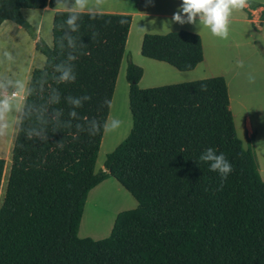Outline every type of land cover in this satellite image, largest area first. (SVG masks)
I'll return each instance as SVG.
<instances>
[{"label":"trees","instance_id":"trees-1","mask_svg":"<svg viewBox=\"0 0 264 264\" xmlns=\"http://www.w3.org/2000/svg\"><path fill=\"white\" fill-rule=\"evenodd\" d=\"M61 1L0 0V24L34 37L22 11ZM72 14L76 32L67 24ZM130 22L125 14L55 11L50 46L35 43L44 62L30 73L10 150L0 264H264V181L236 136L223 77L141 89L142 69L127 60L131 126L94 169ZM139 54L179 72L203 58L199 36L182 30L143 34ZM69 64L76 81L58 83L57 65ZM85 95L91 98L80 108L67 102ZM208 148L233 165L223 183L199 159ZM3 164L0 158V184ZM108 177L136 206L115 216L105 238H78L86 195Z\"/></svg>","mask_w":264,"mask_h":264},{"label":"rangeland","instance_id":"rangeland-1","mask_svg":"<svg viewBox=\"0 0 264 264\" xmlns=\"http://www.w3.org/2000/svg\"><path fill=\"white\" fill-rule=\"evenodd\" d=\"M60 5L62 7L73 8L72 11L74 10V0H62ZM180 5L181 0H104L101 5L97 6L95 0H90L89 7L83 11L92 12L99 9H121L126 12L136 13L132 18L130 17L131 22L124 46V52L118 68L106 117L108 121L115 118L121 120L122 123L120 128L115 131L109 132L103 130L94 169H102V162L105 155L112 151L127 135L131 126L127 107V82L124 78L126 61L129 60L134 65L144 70L145 74L143 80L137 83L138 88L141 89L205 79L209 78V76H217L216 74L219 73L227 74L226 78L228 83L226 89H229L231 106V110L230 108L229 110L232 115L234 130L237 138L241 141L242 147H249L252 150L260 177V170L262 172L264 170V141L260 139H245L241 130L240 114L242 110H252L255 105L264 107V60L262 58V52L264 51V25H262L260 34L257 36V43L253 45L254 49H248L247 47L236 49L233 45H229L225 42L228 39H232L230 33L228 39H221L213 36L208 29L199 28L198 24L180 25L173 23V14ZM74 11L80 10L75 9ZM22 16L32 27L35 26L37 18H40V38L45 44L48 40L50 41L51 15L49 13L40 14L37 10H24ZM15 26V24L9 21H4L0 25V32L7 35L5 39H0V77H2L5 82H7L4 78L6 71L14 69L16 65L20 63L16 53L18 51L17 43L20 41V35L23 34L27 36L23 30L16 31ZM180 30L191 33H193L191 30H199L207 36L205 42L209 41V44L212 46L204 48L206 52V68L199 66L191 74H178L179 72H176L177 75L189 76H179L180 78L170 79V81L160 79V82L167 83H163L162 85L143 86L146 84V78L152 79L155 82V74L160 70L156 66L154 67L153 64H150L151 60L139 54V47L143 34L161 35L167 32ZM13 32H17V34L11 35ZM18 33L20 35H18ZM10 35H14V37L10 39ZM9 40H15V44L13 42L11 43ZM20 48L24 51L21 46ZM238 59L244 62L243 67L238 66ZM162 65L163 67L170 68V66L165 63ZM250 65L252 66V71L248 69ZM19 69L21 70V76H24L25 69L21 64ZM163 69L165 72L168 71L166 68ZM170 69L173 70V68ZM229 73L230 75H228ZM249 76L254 78L253 82L249 81ZM14 83L15 82H13V84ZM12 90L14 89L9 88V91ZM260 97H262L263 101H261V99L257 100ZM261 119L264 122V112ZM8 120L10 127L3 136L7 142L10 141L12 136L15 113L10 116ZM262 175L264 176V174ZM4 187L5 183L3 181L0 187V203L3 197ZM135 206L136 202L134 199L113 178L108 177L88 191L80 216L77 237L91 238L93 240L105 238L111 229L115 216L119 212L133 209Z\"/></svg>","mask_w":264,"mask_h":264},{"label":"clouds","instance_id":"clouds-1","mask_svg":"<svg viewBox=\"0 0 264 264\" xmlns=\"http://www.w3.org/2000/svg\"><path fill=\"white\" fill-rule=\"evenodd\" d=\"M104 0H95L97 6L101 5ZM90 0H74V10L79 9L83 12L89 7ZM249 6V0H181V5L173 14L172 22L180 25L192 24L197 25L201 29H208L210 33L221 39H227L230 31L231 17L236 10H243ZM79 16L72 14L67 19V24L73 32L78 30L76 23ZM124 23V20L120 21ZM70 47H75L72 37H68ZM76 56L69 55L68 60L74 61ZM239 67L244 66L243 61L238 62ZM56 72L59 76L56 78L58 83H72L76 81L73 67L69 65H57ZM254 78L249 76V81L253 82ZM205 86H202L204 88ZM9 88L14 90L9 91ZM27 95H30L22 80H16L15 83L11 80L5 82L0 77V137H3L10 123L8 118L21 108L22 101H26ZM91 97L85 95L83 97H67V102L73 109L83 106V101L89 100ZM60 102V95L58 92H53L52 103L58 104ZM110 103V101H106ZM59 115V113H57ZM69 115L73 118L77 113L75 110L71 111ZM122 121L113 118L111 121L106 120L103 125L104 131H115L120 128ZM80 125H77L79 128ZM93 127L99 131L100 127L93 121ZM62 146V145H61ZM199 159L204 162H210V170L218 172L221 182L227 180L228 176L233 172V165L226 158L224 153L216 154V150L208 148Z\"/></svg>","mask_w":264,"mask_h":264},{"label":"crops","instance_id":"crops-1","mask_svg":"<svg viewBox=\"0 0 264 264\" xmlns=\"http://www.w3.org/2000/svg\"><path fill=\"white\" fill-rule=\"evenodd\" d=\"M61 2H59L54 7L50 8L46 6L43 9H40L37 11H39L40 14L49 13L51 15V18H52L53 12L55 11H72L73 8L62 7L60 5ZM263 9H264V0H249V6L247 8L243 10L234 11L231 17L230 31H229V33L232 35V39L227 38L228 40H226L225 42L229 45H233V47L236 49L243 48V47H247L248 49H254L253 45L257 43V36L260 34L262 25H264V20H261L259 18L260 12ZM92 12L125 14V15L129 14L131 18L133 15H136V13L126 12L121 9H99V10H94ZM40 24H41V20L40 18L39 19L37 18L35 22V26L33 24L34 26L33 29L35 33L34 37L29 36L25 31L24 32L27 34V36L23 34L20 35L18 33V35H20V41L17 43L18 51L16 53H17V56L19 57L20 63H18V65H16L14 69H9V71H6L4 75V78L6 79V81L11 80L12 82H15L16 80L19 79L24 82L25 86H27L29 76H30L32 69H34L35 67L39 68L42 66L44 62V57L35 49V43H37L38 40L41 39L40 30H39ZM15 28H16V31L22 30L17 25L15 26ZM191 31L193 33H196L200 37L201 46H202V54H203L202 61L198 65H196L195 68L191 71L179 72L175 69L173 70L170 69L172 67L170 68L163 67L162 64L164 63L162 62L151 60L150 64H153L154 67L156 66L160 70L159 72L155 74V80H156L155 82L152 79L150 80L146 78V84H144L143 86L157 85V84L162 85L163 83H167V82H160L162 79H166L170 81V79H177L179 76L180 77L189 76V75H177L176 72L177 73L179 72L178 74H191L199 66H202V68H206V52L204 48H206L207 46H212V45L209 44V41L205 42V40H207V36L204 33L200 32L199 30H191ZM12 34H17V32H13L11 33V35ZM11 35H10V39L14 37V35L13 36ZM5 37H7V35H5V33L0 32V39H5ZM9 41L15 44V40H9ZM50 43H51V38H50V41L49 40L47 41L46 45H50ZM20 46L23 48L24 51L21 50ZM238 61H240V59H238ZM20 64L25 69L24 76H21V70L19 69ZM251 67L252 66L250 65L248 69L252 71ZM163 68H166L168 71L165 72ZM144 74H145L144 70L142 69V75L138 83L141 82V80H143ZM216 75L224 78L226 87H227V83H228L227 82L228 80L226 78L227 74L219 73ZM228 75H230V73ZM209 77H213V76H209ZM227 93H228V100H229V108L231 110L229 89H227ZM260 99L261 101H263L262 97L258 98L257 100H260ZM250 111L242 110L240 114L241 115L240 116L241 117V130L244 134V137L245 139H249V140L260 139L264 141V122L261 119L262 114L264 112V107L260 105H255V107H253V109ZM19 114H20V110L15 112V125H14V129H13V133L10 138V141L7 142L4 139V137H0V158L4 162L1 184L3 183V181L4 183L6 182L8 168H9L10 150H11L14 134H15L16 127H17ZM261 173L264 174V170L263 172L260 170V179L264 181V176ZM1 184H0V187H1Z\"/></svg>","mask_w":264,"mask_h":264}]
</instances>
